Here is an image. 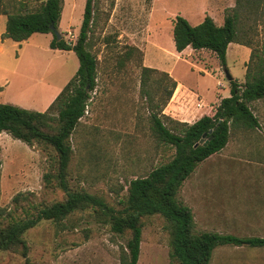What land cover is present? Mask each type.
Returning a JSON list of instances; mask_svg holds the SVG:
<instances>
[{
    "label": "rangeland",
    "instance_id": "rangeland-1",
    "mask_svg": "<svg viewBox=\"0 0 264 264\" xmlns=\"http://www.w3.org/2000/svg\"><path fill=\"white\" fill-rule=\"evenodd\" d=\"M57 32L74 44L82 22L86 0H61ZM234 0H95L94 23L88 36V48L97 59V78L92 101L70 137L69 185L105 198L115 205L116 195H124L128 181L144 176L167 162L173 150L158 143L149 129L147 102L140 96L141 66L165 71L173 66V76L197 92L207 105L215 94L228 96L225 71L242 80V56L229 53L225 67L218 59L207 65L189 68L175 61L172 23L183 17L191 26L205 16L217 25ZM6 18L0 17V103L36 112H44L66 83L74 76L79 62L72 51L49 49L52 34H33L21 43L2 39ZM169 27L171 31L169 32ZM260 39L263 35L258 27ZM169 37V39H168ZM129 48L136 52L126 60ZM123 59V65L119 64ZM215 59V58H214ZM146 61V62H145ZM120 65V66H119ZM220 82L224 88H219ZM218 156L186 180L188 190L197 185L217 193L229 205L224 191L239 194L249 202L234 208L222 207L204 223L196 219V231L264 238V164L234 166V172L219 167ZM233 168V167H232ZM54 167L47 151L38 145L0 134V225L24 215L30 204H48L61 200V190L45 187L43 175ZM213 178L205 179L207 174ZM203 179V181H198ZM185 181V182H186ZM184 182V183H185ZM185 189V188H184ZM177 199H183V188ZM22 195L16 205L13 198ZM227 196V195H226ZM244 198V199H243ZM78 211L62 224L41 222L24 239L31 264H121V251L129 235H117L109 226ZM137 264H170L169 234L160 217L144 218ZM0 264H26L19 253H0ZM210 264H264V247L224 245L212 251Z\"/></svg>",
    "mask_w": 264,
    "mask_h": 264
},
{
    "label": "trees",
    "instance_id": "trees-1",
    "mask_svg": "<svg viewBox=\"0 0 264 264\" xmlns=\"http://www.w3.org/2000/svg\"><path fill=\"white\" fill-rule=\"evenodd\" d=\"M61 0H0V16L6 18L2 39L16 43L27 41L33 34H52L49 49L72 51L79 62L74 76L44 112L29 111L0 103V134L5 133L32 147L47 151L53 172L43 175L45 187L53 186L63 193L61 200L48 204H30L24 215L0 225V253L13 251L27 258L26 233L41 222L62 224L78 211H91L96 220L109 226L112 233L129 235L121 251V264H137L143 219L160 217L169 234L170 264H210L212 251L224 245L264 247V238L239 237L215 232H197L192 211L177 199L183 184L197 165L219 153L227 144L232 130L247 131L258 126L249 103L264 99V0H234V6L217 25L205 16L196 26L176 16L172 40L176 52L192 50L212 52L220 66L230 43L250 49L245 66L244 82L229 81L230 96L220 100L210 115L192 124L172 119L163 113L177 86L164 71L141 66L140 96L147 102L149 129L156 141L173 150L171 158L149 170L144 176L128 181L124 195H116L112 205L105 198L69 185V162L72 155L70 137L83 118L97 78V59L88 48V34L94 23L95 0H86L81 26L74 44L57 40L56 30L61 16ZM263 35L260 39L258 27ZM129 48L124 57L133 53ZM124 60L119 59L123 65ZM119 65V66H120ZM208 142L195 146L203 135ZM22 195L13 198L18 205Z\"/></svg>",
    "mask_w": 264,
    "mask_h": 264
},
{
    "label": "crops",
    "instance_id": "crops-1",
    "mask_svg": "<svg viewBox=\"0 0 264 264\" xmlns=\"http://www.w3.org/2000/svg\"><path fill=\"white\" fill-rule=\"evenodd\" d=\"M168 30L170 32L171 28L169 27ZM55 51L66 52L61 50ZM229 53L237 57H243L242 64L245 73V66L249 60L250 49L239 44L230 43L226 50L225 64L227 63ZM204 54L207 55L206 57L210 62L217 60L216 56L210 51H195L190 49L189 47L185 48L180 53L175 51L174 59L177 62L183 61L189 68L192 69L195 65H202L203 67H205L204 71L206 73L211 74L210 71L214 73L215 70H213L211 67L209 68V66H206L208 61L206 57H203ZM168 67L169 68L164 69V72L168 73L173 78L177 86L173 92L171 99L164 108L163 113L171 117L172 119L179 122L192 124L202 116L210 115L212 109L219 104L221 99L224 98L219 94H215L214 100H210L209 104L206 105L199 94H197V92H194L189 87L185 86L183 82L177 80L173 76V66ZM231 78L238 84H242L244 82V74L242 80L236 79L232 76ZM227 84L229 86V81H227ZM216 86L219 88H224V85L220 82H217ZM228 93V96H226L225 98L230 96V88ZM248 106L253 116L257 119L258 126L247 131L234 128L225 147L219 153L212 155L203 162L199 163L196 169L198 168V166L209 164L213 160L214 156L219 157V167H221L222 169H226V171L230 173L234 172V166L239 167L240 165L246 164L254 167L264 162V99L253 101L249 103ZM261 166H264V164ZM196 169L193 174L196 173ZM213 175L214 174L209 173L205 175L204 178L211 179L213 178ZM189 178L186 180H189ZM198 181H203V179H199ZM184 182L180 188V190L183 188L184 198L180 199V201L191 209L193 218L195 214H197V219H199L200 221H203L204 223L212 222L214 221L212 220V218H214V214H216L215 212H217L218 210L222 211L221 208L227 206L225 202L219 200V195L217 193L206 191L199 185H197L193 190H188L190 189V187H186L188 182ZM222 196L228 199V206L231 208L241 205H249V202L245 203V200L243 203L241 202V200L239 201V194H237L236 192L224 191L222 192ZM194 221L196 224L195 218Z\"/></svg>",
    "mask_w": 264,
    "mask_h": 264
},
{
    "label": "water",
    "instance_id": "water-1",
    "mask_svg": "<svg viewBox=\"0 0 264 264\" xmlns=\"http://www.w3.org/2000/svg\"><path fill=\"white\" fill-rule=\"evenodd\" d=\"M50 29H51V31H53V34L56 36L57 40H60L61 36L57 32V30L53 26H51ZM225 75H226L227 81H231L232 78L226 71H225ZM205 137H206V135L204 134L195 146L201 145V144L205 145L208 142V140L210 139V138L205 139Z\"/></svg>",
    "mask_w": 264,
    "mask_h": 264
}]
</instances>
